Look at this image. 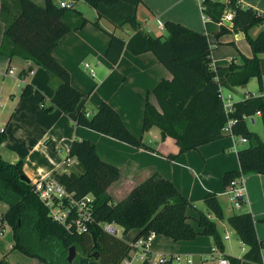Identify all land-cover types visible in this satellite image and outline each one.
Segmentation results:
<instances>
[{"label":"trees","instance_id":"trees-1","mask_svg":"<svg viewBox=\"0 0 264 264\" xmlns=\"http://www.w3.org/2000/svg\"><path fill=\"white\" fill-rule=\"evenodd\" d=\"M95 8L96 18L90 20L73 7L61 6L54 0H0V17L4 23L0 42V55L11 58L16 55L43 67L58 83L50 100L42 108L46 111L58 108L64 113L75 112V122L129 145L152 150L141 137L132 134L117 111L106 101L96 106V111L87 116L78 109L80 102L88 96L70 82V74L53 55L52 50L60 38L83 27L91 21L100 27L98 19L106 18L115 27L128 25L132 33L127 37L108 32L109 40L105 57L112 64L120 59L126 48L133 54L147 50L171 73L170 79L163 78L152 89L155 103L148 94L144 96L142 130L156 127L161 139L170 137L177 145L172 160L180 153L197 149L200 145L215 141L226 133L227 120L232 134L245 137L247 145L237 150L239 169L223 174V184L249 173L264 175V140L257 132L247 127L246 117L260 112L264 127V96L248 93L236 100L233 109L225 112L219 96V87L233 91L256 78L261 90L264 58V29L251 35L249 29L264 21V9L257 10L240 0H201L202 10L215 20H220L225 10L233 12L232 25H221L216 35L229 29L242 30L251 48V54L241 55L239 63L230 61L224 66H212L211 46L204 32L190 28L178 21H164L166 34H153L140 25L136 8L142 0H84ZM32 90L26 85L22 96ZM4 129L0 131V144L5 141ZM48 144V141H45ZM69 155L77 163L69 172L52 171L51 176L65 189L81 198L91 193L94 196L93 221L82 234L69 233L49 215L48 208L40 200L31 180L25 175L19 160L11 163L0 155V201L7 208L0 215V227L6 223L11 228L12 249L38 259L44 264H69L68 246L78 249L80 257L97 254L98 264H121L129 257L132 243L103 230L100 223L120 225L123 233L137 229L133 242L147 238L151 232L162 234L174 241L192 240L197 235H208L215 247L223 250V240L217 220L226 219L238 239L246 246L243 256L226 257L230 264H241L247 260L261 262L264 240L257 237L254 219L249 211L224 216L223 208L214 192L204 197L207 211L200 210L195 218L199 231L188 222L189 200L181 194L167 178L154 172L137 184L120 201L113 202L108 187L120 176V169L102 160L95 144L88 139L73 140ZM212 215V217L209 216ZM77 251V250H76ZM91 257L90 259L94 260ZM0 264H10L4 257ZM140 264H154L145 258ZM157 264H172L171 259Z\"/></svg>","mask_w":264,"mask_h":264},{"label":"crops","instance_id":"crops-1","mask_svg":"<svg viewBox=\"0 0 264 264\" xmlns=\"http://www.w3.org/2000/svg\"><path fill=\"white\" fill-rule=\"evenodd\" d=\"M34 1L43 3V0ZM54 1L59 3L60 0ZM64 1H70L71 7L79 10L90 20L97 16L95 8L84 0ZM240 2L244 6L250 5L257 10L264 9L262 0H257L255 3L244 2V0ZM136 16L141 27L145 30L151 28L153 34L155 30H158L155 34L163 30L157 27L156 18H160L163 22L168 19L175 20L204 32L210 42L213 67L224 66L230 61L239 63L241 55L248 57L251 54V48L242 30L229 29L216 35L222 24L230 28L232 21L229 20L230 23L226 24L224 20L227 19L223 16L220 20H215L204 13L201 0H142L137 5ZM263 22L252 26L249 33L254 36L264 29ZM98 23L100 27L88 21L83 27L64 34L54 46L52 53L69 71L71 84L81 91H88L86 93L88 96L80 102L78 109H84L87 116H90L96 111L99 102H108L120 115L128 130L140 136L152 150L135 147L77 125L75 112L64 113L55 107L49 111L44 110L42 102L45 106L51 104L50 100L58 83L57 79L32 61H25L16 55L11 58L0 55V131L4 129L6 136L5 141L0 144L2 158L11 163L22 160L23 171L32 181L38 178L39 174L51 175L52 171L62 172V168L57 167V163L66 156L71 142L88 139L95 144L96 152L102 160L120 169L119 178L108 187V193L113 202L126 197L137 184L157 172L169 179L189 200L190 212L187 211V215L191 217L193 223L189 220L188 222L195 230H200L195 222L198 212L207 211L204 197L207 193L214 192L225 217L233 213L249 211L254 219L257 237L264 240V175L249 173L243 176L245 193L237 211L231 207L224 193L223 174L228 170L239 169L237 150L246 146L247 141L242 142L237 136L225 133L223 137L215 141L180 153L172 160L167 159L168 154L177 152V145L170 137L161 139L160 131L156 127L142 131L141 111L144 100L140 97L145 91L155 87L161 79H170L171 73L150 50L133 54L124 48L118 62L112 65L105 57L109 40L108 32L127 38L133 30L126 24L115 27L104 17L99 18ZM254 28L255 30L252 31ZM3 29L4 23L0 17V42ZM261 55L264 58V53ZM93 60L96 61L92 64L88 62ZM85 64H88V67ZM82 65L86 70L88 69L89 74V68L93 69V74L90 75L97 77V82L85 74ZM97 67L101 68L99 75L95 71ZM9 69L13 70L11 74L8 73ZM262 79L264 81V65ZM248 83L235 87L232 91V93L237 92L238 100L245 98L249 92L264 96V90L260 91L258 87L257 92L248 87ZM109 84L113 93L110 98ZM26 85H30L32 90L28 95L22 96ZM117 86H120V89ZM150 101L156 102L155 98L154 100L150 98ZM254 115L261 117L260 113ZM254 115L249 117L251 123H254ZM247 127L257 132L264 140V132L261 134L258 128L254 129L248 123ZM262 128L264 130L263 126ZM45 141L49 143L46 144ZM209 216L212 217L211 214ZM216 222L217 226L220 225L223 230L220 231L218 226L223 239V250L214 246L210 236L199 234L192 240L174 242L177 250H186L185 254L181 255L184 259L192 258V264H194L195 258L200 263L208 261L210 263L219 256L229 255L240 258L243 256L246 246L238 239L232 228L230 229L234 233L235 240L232 234L226 231L229 228L226 219H216ZM137 231V229L127 231L125 234L129 235V238L122 239L130 244L133 243ZM225 234H228L227 238ZM158 236L159 234H155L148 246L132 247L129 257L126 258L130 264L136 261L140 264L145 258L153 261L158 256L180 257V254L154 253L153 250L156 248L153 243ZM204 250L210 251L208 258L201 257ZM133 251L137 253V256L132 255ZM9 253L10 251H6V256ZM126 259L123 260L124 264ZM39 263L44 264L40 261ZM241 264L255 263L242 260Z\"/></svg>","mask_w":264,"mask_h":264},{"label":"built area","instance_id":"built-area-1","mask_svg":"<svg viewBox=\"0 0 264 264\" xmlns=\"http://www.w3.org/2000/svg\"><path fill=\"white\" fill-rule=\"evenodd\" d=\"M59 4L66 7L71 6L70 1L60 0ZM223 17L227 20H232L233 12L231 10H227ZM156 25L159 29H164V22L160 18H156ZM147 31L151 32V28H147ZM85 66L88 67V64H85ZM12 72V69L8 70L9 74ZM89 72L92 75L93 69L89 68ZM261 90H264V81H262ZM219 96L225 112H230L233 109L235 102L232 92L226 90L224 87H219ZM256 113L260 112L257 111ZM86 115H88L87 112ZM249 117L251 116L246 118ZM232 123L233 120L229 118L223 127V130L230 136H235L231 131ZM237 137L242 142L247 141L245 137ZM76 163V158L69 155L68 149L66 156L57 163V167H61L62 171L69 172ZM31 182L34 185L35 191L37 192L40 200L48 208L50 217L55 222L62 225L69 233L82 234L88 229L89 224L93 221L92 210L94 196L91 193H88L81 198H75L72 192L67 191L65 187L51 175L39 174L38 178L32 180ZM224 193L227 196L231 207L239 208L245 193L243 176L232 179L229 184L225 186ZM100 225L106 232L113 235L117 234V229L114 223L104 222L100 223ZM154 237L155 232H151L147 238H140L133 242L132 247H137L138 245L148 246ZM227 237L228 234H225V238ZM168 259H171L172 264L193 263L191 258H186L184 262H181L179 256H158L155 260L151 261L154 264H157L165 262ZM216 260L217 264H230L229 259L224 256L216 257ZM125 264H130V262L126 259ZM259 264H264V253H262L261 262Z\"/></svg>","mask_w":264,"mask_h":264},{"label":"rangeland","instance_id":"rangeland-1","mask_svg":"<svg viewBox=\"0 0 264 264\" xmlns=\"http://www.w3.org/2000/svg\"><path fill=\"white\" fill-rule=\"evenodd\" d=\"M256 1L257 0H244V2H250V3H255ZM263 2H264V0H262L261 4H263ZM88 7H91V6H88ZM227 10H230V9H227ZM257 26H260V25H257ZM263 28H264V22H263ZM254 30H255V28L252 29V31H254ZM157 31L158 30H155L154 34ZM160 33L166 34L167 32H166L165 29H163V30L160 31ZM95 61L93 60V61H88V62L92 64ZM263 65H264V63H263ZM82 69L85 72V74L87 76H89L90 79H93L95 82L98 81L97 77L96 78L95 77H91V75L88 73V69L86 70L83 67V65H82ZM100 69L101 68H99V67L95 68V71H96L97 75H99ZM248 87L253 88L255 91L258 92V81H257V79L256 78L250 79V82L248 83ZM117 88L120 89V86L119 87L117 86ZM152 89H149V90L145 91L140 97L141 100H143L144 96H146L147 94H148L149 100H150V98L152 100H154L155 96H154V94L152 92ZM82 92H84V91H82ZM87 92H84V93L86 94ZM112 94H113L112 93V89H111V86L109 84V98L112 96ZM232 96H233L234 100H238V98H239V95L237 94V92L232 93ZM134 112H135V110H134ZM143 117H144V106L142 107V111H141V124L143 122ZM253 118H254V123H251L249 118L246 120V122L249 124L250 127L254 128V129L258 128L259 131L262 134V132H264V130L262 128V126H263L262 118L260 116H256V115H254ZM137 137H140V136H137ZM6 208H7V205L0 201V215H1L2 212H4L6 210ZM235 209H236L235 211H237V208H235ZM187 211L190 212L189 208H188ZM188 220L193 223V221L191 220V217H188ZM114 225H115V227L117 229V234L116 235L118 237H121V238H124V239H128L129 238V235H126L125 233H123V229H122V227L120 225H117V224H114ZM218 226H219L220 231H223L222 227H220V225H218ZM230 228L231 227L229 226V228H227L226 231L231 233L232 234V238L234 239L235 238L234 237V233L232 232V230ZM163 238H165V239H163ZM174 242L175 241L172 240L171 238H169V237H167L165 235L159 234V236L157 237V239L153 243L154 248H156V250H153V252L154 253H166V254L172 253V255L180 254V261L184 262L185 259L181 255L185 254L186 250H177L176 249V245H174L175 244ZM13 244H14V242H13L12 235H11V228L6 223H3V225L0 227V258L4 257L6 260H9V262L11 264H40L38 259H36L34 257H29V256L21 253L20 251L16 250V249H12ZM70 246H72V245H69L67 249H69ZM76 250H77L76 257H78L79 256V252H78L77 248H76ZM6 251H10V253L7 256H6ZM209 252H210L209 250H204L201 257L202 258L203 257L208 258ZM132 255L137 256V253L133 251ZM196 259L197 258H195V263L194 264H217L216 260L213 261V262L211 261L210 263H209V261L207 263H200ZM121 264H124L123 261L121 262ZM134 264H139V261L134 262Z\"/></svg>","mask_w":264,"mask_h":264},{"label":"water","instance_id":"water-1","mask_svg":"<svg viewBox=\"0 0 264 264\" xmlns=\"http://www.w3.org/2000/svg\"><path fill=\"white\" fill-rule=\"evenodd\" d=\"M224 22L226 24H229L230 21L229 20H224ZM76 248L75 246H70L68 249V254H67V261L69 264H98L97 262V254H95L94 256V260H89V257H80L78 259H76Z\"/></svg>","mask_w":264,"mask_h":264},{"label":"flooded vegetation","instance_id":"flooded-vegetation-1","mask_svg":"<svg viewBox=\"0 0 264 264\" xmlns=\"http://www.w3.org/2000/svg\"><path fill=\"white\" fill-rule=\"evenodd\" d=\"M93 255L94 254H91L90 256H88L89 257V260H91L90 258L92 257L93 258ZM87 257V256H86ZM77 259V258H76ZM93 260V259H92Z\"/></svg>","mask_w":264,"mask_h":264}]
</instances>
